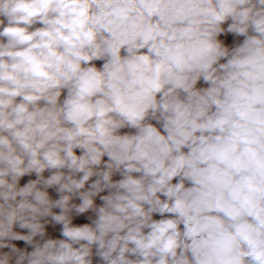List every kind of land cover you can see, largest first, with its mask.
<instances>
[{
    "label": "clouds",
    "instance_id": "clouds-1",
    "mask_svg": "<svg viewBox=\"0 0 264 264\" xmlns=\"http://www.w3.org/2000/svg\"><path fill=\"white\" fill-rule=\"evenodd\" d=\"M0 264H264V0H0Z\"/></svg>",
    "mask_w": 264,
    "mask_h": 264
},
{
    "label": "trees",
    "instance_id": "trees-1",
    "mask_svg": "<svg viewBox=\"0 0 264 264\" xmlns=\"http://www.w3.org/2000/svg\"><path fill=\"white\" fill-rule=\"evenodd\" d=\"M221 39H225V37H221ZM243 40V37H233L231 34H228V36L226 37V42L228 43L229 46L232 45L233 42H236V43H239V42H242ZM223 62V61H222ZM203 82V81H201ZM197 87H201V84L198 83ZM153 123H155V121H152ZM157 127H159V125H157ZM129 131H134V130H130V129H122L121 132L124 133V132H129ZM77 151V154L79 155L80 154V150H76ZM105 159H107L105 157ZM119 177H114V179H118ZM97 203L99 204L100 201L99 199L97 198ZM87 215H92L91 213H87L85 214V216ZM85 216H81V217H75L74 220H73V223L74 224H82V223H86L88 222L86 219H85ZM154 218L156 219H159L160 217L158 215L154 216Z\"/></svg>",
    "mask_w": 264,
    "mask_h": 264
},
{
    "label": "crops",
    "instance_id": "crops-1",
    "mask_svg": "<svg viewBox=\"0 0 264 264\" xmlns=\"http://www.w3.org/2000/svg\"><path fill=\"white\" fill-rule=\"evenodd\" d=\"M122 54H123V51H122ZM93 63H95L97 65V67H100L103 62L102 61H95ZM206 86L207 85H205L203 82L201 83V87H206ZM61 99H63V95H62ZM45 175H47V173H45ZM29 178H33L34 179L35 176L22 178L21 184L25 183L27 181V179H29ZM173 182H175V180ZM49 191H50V194L53 195L54 198H56V194L54 193V191H52V190H49ZM76 202H78V201H76ZM59 227L60 226H56V227L49 226L48 227L49 235L51 237H53V238H61L60 235H59ZM17 230L18 231H22V230H19V229H17ZM14 243H16L18 247H24L25 246L24 242H22V241H17V242H14Z\"/></svg>",
    "mask_w": 264,
    "mask_h": 264
},
{
    "label": "rangeland",
    "instance_id": "rangeland-1",
    "mask_svg": "<svg viewBox=\"0 0 264 264\" xmlns=\"http://www.w3.org/2000/svg\"><path fill=\"white\" fill-rule=\"evenodd\" d=\"M202 82H200V84H201Z\"/></svg>",
    "mask_w": 264,
    "mask_h": 264
}]
</instances>
